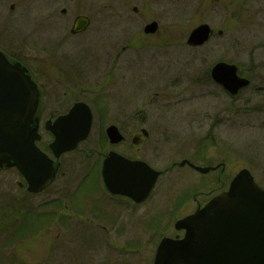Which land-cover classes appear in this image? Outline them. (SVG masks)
I'll list each match as a JSON object with an SVG mask.
<instances>
[{
	"label": "rangeland",
	"instance_id": "374dc122",
	"mask_svg": "<svg viewBox=\"0 0 264 264\" xmlns=\"http://www.w3.org/2000/svg\"><path fill=\"white\" fill-rule=\"evenodd\" d=\"M87 1L0 0V49L39 81L45 103L63 100L57 113L77 101L92 112L88 137L59 158L63 176L46 191L27 195L14 169H0V264H152L162 236L182 235L175 221L225 190L239 170L264 188V0H157L135 23L127 16L139 1L127 14L119 5L122 18L99 6L88 31L72 36ZM150 18L160 33L144 39ZM200 23L214 33L189 48L185 39ZM218 61L235 64L248 87L230 96L213 83L208 70ZM114 123L127 124V139L110 145L103 135ZM141 129L148 136L133 144ZM93 148L87 157L83 150ZM108 150L162 171L146 201L98 188ZM182 159L214 169L172 165ZM55 198L57 206L49 203ZM28 212L44 218L36 228Z\"/></svg>",
	"mask_w": 264,
	"mask_h": 264
},
{
	"label": "water",
	"instance_id": "95a60500",
	"mask_svg": "<svg viewBox=\"0 0 264 264\" xmlns=\"http://www.w3.org/2000/svg\"><path fill=\"white\" fill-rule=\"evenodd\" d=\"M83 17H77L72 32L82 29ZM156 22L145 27L153 32ZM212 33L208 24L193 28L186 39L189 46H200ZM222 32L217 31L220 35ZM214 81L231 95L246 87L248 79L237 74V67L226 62L215 63L210 71ZM39 91L27 70L12 62L0 51V168L16 167L27 183V191L37 193L52 181L56 164L35 145L39 139L35 113ZM89 107L77 102L68 113L47 126L54 140L50 149L55 157L76 147L90 130ZM144 136L147 135L142 130ZM111 143L122 140L114 125L106 128ZM139 134L132 139L140 142ZM185 161H182V165ZM193 166L200 172L211 168ZM159 171L141 161H132L110 151L104 158L101 176L112 194L128 196L134 202L150 194ZM183 230L181 238L163 237L154 253L152 264H264V190L247 169H241L229 187L212 197L204 206L174 223Z\"/></svg>",
	"mask_w": 264,
	"mask_h": 264
},
{
	"label": "flooded vegetation",
	"instance_id": "af4514ba",
	"mask_svg": "<svg viewBox=\"0 0 264 264\" xmlns=\"http://www.w3.org/2000/svg\"><path fill=\"white\" fill-rule=\"evenodd\" d=\"M131 1H139V3H140V5L138 6V5H133V6H129L130 8H129V13H130V15L131 16H127V18L129 19V23L130 22H136L135 21V19H134V17H139L140 16V18H144L146 15H150V14H152V12L150 13V8L149 7H151L150 5H149V3H152V4H155V3H157V0H122V2L120 1V0H110V1H108V4H105V5H103V6H101L100 5V3L98 2V0H88L87 1V3H88V5H86V13H84V11H82V8H81V11H79V13L77 14V15H75V17L73 18V20H72V24H71V26H70V28H69V33L70 34H72V36H75V35H78V36H81V35H84L87 31H88V29L90 28V26H91V23L93 22V20H92V17H93V14H91V11L92 12H96L97 11V8L100 6L101 8L100 9H102V10H105V9H111L112 10V12H114V13H117L116 14V17L117 18H122V16L124 15L123 14V12H120L117 8H118V6L120 5V6H122L125 10H126V14H127V12H128V5H129V2H131ZM109 2H111V3H109ZM113 2H115V4L113 3ZM121 2V3H120ZM149 8V9H148ZM118 10V11H117ZM66 12V10L64 9V8H62L61 9V13H65ZM125 13V12H124ZM97 15H94V17H96ZM77 17H83V18H85L86 19V23L84 24V21H82V29H80V31H78V32H76V33H72V28H73V26H74V22H75V20H76V18ZM132 20V21H131ZM151 22H156V29H155V31H153V32H145V27H146V25H148L149 23H151ZM93 28V27H92ZM159 23H158V21L157 20H155V18H150V19H148V20H146L145 22H143V26H142V36H143V38L145 39V38H147V37H149V36H155V35H158L159 33H160V31H159ZM93 29H95V28H93ZM99 31V29H97V30H95V33L96 32H98ZM211 37H212V35H211ZM210 37V38H211ZM210 40V39H209ZM208 40V41H209ZM3 51V50H2ZM5 53V52H4ZM109 67H114V64H110L109 65ZM212 67V66H211ZM211 67H210V69H211ZM210 69L208 70V76H209V79L211 80V77H210ZM33 78H34V80L36 81V83H37V85H38V88L40 89V99H39V103H38V107H37V111H36V114H35V117H36V127H37V130H38V132H39V140L36 142V145L38 146V148L40 149V150H42L43 152H45V153H47L48 154V156L50 157V158H52L53 157V154H52V152H51V150H50V143L53 141V139H54V136H53V134H52V132L47 128L46 129V127L48 126H52L53 125V123H54V121L58 118V117H61V116H63V115H65L67 112H68V110H69V108L72 106H70L69 108L68 107H66L65 109V112H61V113H57L58 111L56 110V107L58 106V105H61V106H63L64 105V102H63V100L61 101V102H59V100L57 99V98H54V97H48L49 99H50V103H48V102H44L45 100H44V88H43V86L39 83V81L34 77V76H32ZM212 81V80H211ZM47 96V95H46ZM74 103V102H73ZM52 104H53V106H52ZM51 105V106H50ZM55 106V107H54ZM54 107V108H53ZM46 114V118L43 120V117H44V115ZM109 125H114L116 128H117V130L120 132V134H122V140L119 142V143H121V142H124V141H126V139H127V137H126V128H127V124H125V125H119V124H109ZM42 128V129H41ZM106 128H107V126L105 127V130H106ZM41 130H43L44 131V134H45V137H44V134H42V132H41ZM105 130H104V137H105V139H106V141L110 144V145H113L112 143H110L109 141H108V139H107V136H106V133H105ZM142 130V129H141ZM140 130V131H141ZM86 140V139H85ZM84 140V141H85ZM131 141H132V139H131ZM83 142V141H82ZM142 142V141H141ZM140 142V143H141ZM119 143H116V144H119ZM80 144V143H79ZM79 144H78V146H79ZM115 145V144H114ZM77 149V148H76ZM75 149V150H76ZM97 152V149H95V148H93V150H90V151H88L89 153H85V150H83V152H84V154L87 156V157H91V156H93V153L94 152ZM110 150H108V152H109ZM108 152H106V153H102L101 154V156H102V158H101V160H100V163H102V161H103V159H104V157L107 155V153ZM64 154H66V152L64 153ZM63 153L62 154H60L59 155V157H58V160H55L54 159V164H56V166H57V168H56V171H55V176H54V178H53V180H52V182L50 183V185L46 188V189H44L43 191H41V192H44V191H46L47 189H49L50 187H52L55 183H56V181L57 180H59V179H57L58 178V174H61L62 176H63V173H60L61 172V168H62V162H61V160H59V158H61V156L62 155H64ZM126 157V156H125ZM127 158H129V159H133V160H141L140 158H132L131 156H129V157H127ZM184 159H182L181 161H183ZM143 161V160H142ZM173 166L174 165H179L180 167H183V166H185V165H187L188 166V164H184V165H180V162H174L173 164H172ZM100 167H101V164H100ZM189 167V166H188ZM14 169L17 173V175L19 176V179H17V180H15V185L17 186V188L20 190V191H24V193H26L27 195H31V193H29L28 191H27V189H26V183H25V181H24V179L22 178V176L20 175V173H19V171L17 170V169H15L14 167H11V166H9V167H1L0 169ZM190 168V167H189ZM93 175L94 176H97V174L96 173H93ZM93 175H87L86 177H87V179H86V184H87V182H88V180H89V178L90 177H92ZM90 176V177H89ZM97 178H98V176H97ZM100 182H101V187H100ZM60 183L61 184H63L64 183V181H60ZM98 185H99V189H101L103 192H107V190L105 189V187H104V185H103V183H102V179L100 178L99 179V181H98ZM96 188V187H95ZM107 194L110 196V197H116V196H118V197H123V196H120V195H112V194H110V193H108L107 192ZM123 198H126V197H123ZM127 199V198H126ZM57 202V201H59L58 200V198H55V199H52V200H49V203L51 204H54V202ZM60 202V201H59ZM57 204H59V203H57ZM60 205H61V207H62V204L60 203ZM54 206H57V205H55L54 204ZM197 207H198V205H197ZM65 212V211H64ZM56 213V212H55ZM67 214V213H66Z\"/></svg>",
	"mask_w": 264,
	"mask_h": 264
},
{
	"label": "trees",
	"instance_id": "16d2710c",
	"mask_svg": "<svg viewBox=\"0 0 264 264\" xmlns=\"http://www.w3.org/2000/svg\"><path fill=\"white\" fill-rule=\"evenodd\" d=\"M54 204L55 205H58L57 203H56V201L54 202ZM53 204V205H54ZM45 217H46V215H45ZM48 217H49V215H48ZM24 218L26 219V218H28V219H30L31 221H33L32 222V224H34V226H35V228L37 227V224L38 223H40L41 221H43V217H41V216H39L38 214H35V213H31V212H28V213H26L25 215H24ZM47 218V217H46ZM39 225V224H38ZM26 232V231H25Z\"/></svg>",
	"mask_w": 264,
	"mask_h": 264
},
{
	"label": "bare ground",
	"instance_id": "6f19581e",
	"mask_svg": "<svg viewBox=\"0 0 264 264\" xmlns=\"http://www.w3.org/2000/svg\"><path fill=\"white\" fill-rule=\"evenodd\" d=\"M221 165H223V164L221 163ZM234 176H235V175H234ZM234 176H233V177H234ZM233 177H232L230 180H232V179H233Z\"/></svg>",
	"mask_w": 264,
	"mask_h": 264
}]
</instances>
